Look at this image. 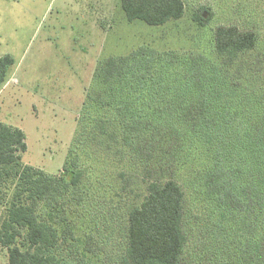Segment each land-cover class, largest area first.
Listing matches in <instances>:
<instances>
[{
    "label": "rangeland",
    "instance_id": "1",
    "mask_svg": "<svg viewBox=\"0 0 264 264\" xmlns=\"http://www.w3.org/2000/svg\"><path fill=\"white\" fill-rule=\"evenodd\" d=\"M183 2L181 18L155 26L128 20L120 0H0V56L13 59L0 85V121L25 133L23 163L49 174L80 173L68 212L75 240L69 237L64 248L74 252L67 257L79 253L76 264H122L127 213L159 179L173 178L184 189L186 264H220L227 252L235 254L248 238L262 235L254 210L246 211L236 197L218 203L215 189L207 188L201 170L212 153L190 132L175 131L181 146L193 139L190 152H171L162 173L157 151L143 163L120 138L116 110L130 90L144 97L137 102L159 101L141 109L131 125L179 126L188 106L207 93L208 115L214 106L231 112L237 130L264 126V0ZM195 12L210 19L200 25ZM219 25L254 31L255 47L233 60L220 56ZM110 57L146 58L150 68L130 60L121 76L106 81L99 65ZM190 78L205 85L188 88ZM207 79L223 81L218 96ZM0 264H8L1 245Z\"/></svg>",
    "mask_w": 264,
    "mask_h": 264
},
{
    "label": "trees",
    "instance_id": "2",
    "mask_svg": "<svg viewBox=\"0 0 264 264\" xmlns=\"http://www.w3.org/2000/svg\"><path fill=\"white\" fill-rule=\"evenodd\" d=\"M120 1L128 20H141L149 25L179 19L185 12L183 0ZM193 19L203 25L210 17L204 18L195 12ZM257 40L254 31L241 30L235 25H219L215 29V50L229 60L239 52L254 48ZM141 57L138 60L110 57L99 65L102 69L99 75L106 81L117 78L129 66L130 60L134 65L143 63L138 68L149 70V61ZM12 63L9 54L0 56V85L5 82ZM196 73L198 70H193V74ZM136 81L140 79L136 78ZM205 82L211 94L218 96L223 81L220 79L216 84L207 79ZM185 84L199 91L197 85L204 82L190 78ZM127 97L124 106H118L116 115L122 122L120 138L133 155L144 163L157 151L159 173H162L167 169L171 152L181 148L190 152L193 139L186 138L181 146L182 137H177L175 132L188 131L194 142L206 145L212 153L201 173L207 188L215 189L214 198L218 203L236 197L237 203L244 205L246 211L257 213L262 235L255 237L254 234L248 238L245 247L235 254L227 252L220 264H264V126L251 123L252 130L248 127L246 131L237 130L231 112L217 110L214 106L212 114L208 115L205 107L210 106V100L206 93V97L188 106L179 126L159 122L158 126L140 127L131 125L129 120L135 121L134 115L141 109L159 101L137 102L136 99L144 97L131 90ZM84 107L86 109V102ZM142 128L148 129L147 132H141ZM26 150L23 130L0 121V245L8 251V264H76L77 259L78 262L82 259L79 253L67 257L74 252L71 249L65 253L64 248L69 237L75 240L68 212L75 204L71 195L80 182V173L71 171L67 177L64 172L49 174L25 164L22 154ZM184 201V189L175 179L151 181L147 196L127 213L126 246L120 262L186 264L184 253L189 235L184 227ZM234 207L240 209L238 204Z\"/></svg>",
    "mask_w": 264,
    "mask_h": 264
}]
</instances>
